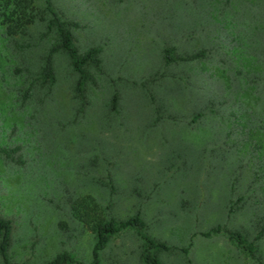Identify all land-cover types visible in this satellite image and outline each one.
I'll return each mask as SVG.
<instances>
[{"label": "rangeland", "instance_id": "374dc122", "mask_svg": "<svg viewBox=\"0 0 264 264\" xmlns=\"http://www.w3.org/2000/svg\"><path fill=\"white\" fill-rule=\"evenodd\" d=\"M28 2L31 22L9 36L20 6L0 0V148L19 147L15 162L0 153L11 261L67 251L88 264L94 234L71 209L83 199L106 218L140 211L151 237L190 246L160 254L163 264H258L225 234L202 233L221 226L252 240L264 226V0H53L79 25L78 49L101 50L104 75L82 114L65 54L54 56L53 87L40 84L55 35L45 0ZM165 47L205 57L165 67ZM256 248L264 264V237ZM140 252L126 231L100 264H143Z\"/></svg>", "mask_w": 264, "mask_h": 264}, {"label": "trees", "instance_id": "16d2710c", "mask_svg": "<svg viewBox=\"0 0 264 264\" xmlns=\"http://www.w3.org/2000/svg\"><path fill=\"white\" fill-rule=\"evenodd\" d=\"M20 15L11 20L13 25H7L6 33L9 36L16 34L19 30L24 33L25 24L31 22L32 16L28 14V0H18ZM1 6V5H0ZM45 10L48 13L46 20L47 32L55 35V40L49 47L43 58V64L39 73V80L42 86L49 90L56 82L55 69L53 66L54 56L58 53H63L67 56L71 70L76 74V80L73 87L74 98L80 102L77 113H84L88 105L87 91L89 87H97V75H104V70L101 60V50L98 47H90L85 51H80L76 45L73 31L79 28V25L64 18L58 13L53 5V0H45ZM4 13L0 11V17ZM8 20V19H7ZM205 57V52H198L179 55L174 48L165 47L163 50V65H170L180 62H194ZM142 86L148 90L150 97L153 100V95L147 87V83H142ZM29 89L26 90L24 97L29 95ZM118 103V94L114 92L110 100V111L116 112ZM198 117L201 114L197 115ZM196 116V117H197ZM19 147L13 149L0 148V153L4 157L13 162L17 161L15 155L18 153ZM110 190H114L111 176L108 174ZM71 209L75 218L80 220L94 234V244L91 251V260L88 264H100L101 253L108 246L110 240L123 232L134 231L135 235L141 241L140 260L143 264H163L160 259V254L169 252L187 253L188 247H177L169 245L151 237L146 231V224L141 218L140 211L126 219H118L109 215L107 218L102 217L98 207L93 201L77 199L71 204ZM234 207H230V213H233ZM13 230L12 221L0 216V259L2 264L13 263L9 257V248L11 246V234ZM225 234L249 259L258 264H262L260 257L257 254L256 242L264 237V226L261 227L259 233L249 240L245 235L238 231L229 230L227 228L216 226L206 233H202L204 237H210L212 234ZM17 264H28L21 262ZM45 264H85L84 262L74 258L67 251H62L56 254L51 260Z\"/></svg>", "mask_w": 264, "mask_h": 264}]
</instances>
